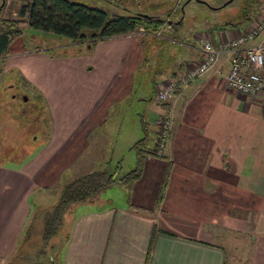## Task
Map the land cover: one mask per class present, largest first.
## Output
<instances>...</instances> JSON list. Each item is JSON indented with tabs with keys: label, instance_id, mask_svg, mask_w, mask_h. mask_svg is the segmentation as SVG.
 <instances>
[{
	"label": "crops",
	"instance_id": "obj_1",
	"mask_svg": "<svg viewBox=\"0 0 264 264\" xmlns=\"http://www.w3.org/2000/svg\"><path fill=\"white\" fill-rule=\"evenodd\" d=\"M246 25L202 32L220 40ZM194 32L180 37L177 28L174 38L183 45L172 37L152 44L143 34L127 33L96 41L90 54L74 47L61 54L8 51L3 69L17 64L35 93L32 112L40 118L46 109L50 121L29 156L0 163V264L13 257L35 211L30 195L51 186L59 192L67 169L77 177L99 170L95 162L121 157L118 147L128 146L133 133L122 142L116 134L107 156L108 132L117 130L106 122L111 106L130 94L137 70L148 74L144 67L152 64L154 92L160 79L195 62ZM253 41L264 42V36ZM227 67L223 62L170 100L174 124L164 155L143 158L139 177L124 187L126 204L86 206L70 219L61 264H264V92L228 90L222 79ZM159 105L146 107L142 126L150 145L142 150L153 143L155 120L166 110V103Z\"/></svg>",
	"mask_w": 264,
	"mask_h": 264
},
{
	"label": "rangeland",
	"instance_id": "obj_2",
	"mask_svg": "<svg viewBox=\"0 0 264 264\" xmlns=\"http://www.w3.org/2000/svg\"><path fill=\"white\" fill-rule=\"evenodd\" d=\"M27 1L28 0H0V6L2 4L0 7V17H16L15 12L18 6ZM69 1L81 3L89 7L101 8L110 15H131L135 13L156 15L170 19L173 21V26L176 24L175 21L179 19L181 20L180 25L177 24L176 27H178L180 37L182 36L181 31H199L200 34H204V32H202L203 29L210 28V21H212V19L213 21H217L219 15L233 12L239 2V0H230L224 8L215 10L217 6H220L223 1L226 0H204L213 7V9L207 11L206 7L197 0ZM262 2H264V0H261L259 5ZM210 17H212V19ZM207 18L209 19L207 20ZM172 29L173 28L170 26L164 30L166 32H171ZM176 31L177 29L173 34L177 35ZM85 32H88V30ZM156 43V41L153 42V44ZM7 48L8 51L25 48L40 49L48 54H61L63 52L70 53L73 46H71L68 39L63 36L33 29L27 24H24L20 35L13 38L9 42ZM79 48L83 54L91 53L86 45H79L78 49ZM16 60L17 59H14V61ZM4 64L5 61L3 65ZM24 64L31 66L28 61H25ZM3 65L0 70V163H4L8 160L17 161L18 159H23L26 156H29L34 148L45 138L47 134L46 132L48 131L47 123L50 121L46 109L41 114L40 118H37L34 112L27 111V106L35 105V93L29 88V83L21 75V72L17 68V64L13 62L7 67V69H3ZM144 69L149 70L148 74L141 75V72L137 70L133 75L132 91L130 94L124 99L114 103L110 108V114L106 122H112L113 125H117V130L116 132H114L115 129L108 132L113 136H110V140L106 142L107 156L110 154V149L114 144V137H116V134L120 138L118 142L125 141L123 138L126 137L129 132L133 133L132 139L134 140H132L128 146L118 147V153L121 155L120 158H117L116 160L112 159V161L106 160V162L103 163L95 162V169H107L109 172H113L116 177L124 175L135 166L134 157L136 156V150L133 145L137 140L144 138L142 148L150 145V135L144 132L142 126L144 117L147 119L149 117L145 112L146 107L160 108L159 104L153 102V93L155 90L152 92V64L145 66ZM8 83L14 85L13 90L17 93L14 98H10L12 89L5 90L4 88ZM2 88H4V90H2ZM21 95H25L26 99L21 100ZM30 96L31 98L29 99L28 97ZM34 109L36 108H33V110ZM62 176L64 181L67 182L74 178L76 174L74 173V170L67 169L65 172L63 171ZM124 187V184L115 181L112 185L95 195L92 201L72 204L63 214L54 233L36 239L38 242H44L42 247L43 253H41L38 258H42V254L54 257L59 255L61 246L68 235L71 224L70 219H72L78 212L83 209L85 210L86 206H98L97 204L101 205L106 202L111 205L126 204V189ZM57 198L58 190L56 186H51L44 191L38 190L37 193L29 196L31 206L33 207L31 210H35L34 212L32 211L33 213L29 218V222L32 225V234L35 235L34 237L41 234H39L41 228L43 229V232H45L44 225H42L41 222L42 216L40 212H42L43 209H51L57 202ZM24 251H28V248ZM39 260L41 259H38L37 261ZM14 264L21 263H18L17 260H15Z\"/></svg>",
	"mask_w": 264,
	"mask_h": 264
},
{
	"label": "trees",
	"instance_id": "obj_3",
	"mask_svg": "<svg viewBox=\"0 0 264 264\" xmlns=\"http://www.w3.org/2000/svg\"><path fill=\"white\" fill-rule=\"evenodd\" d=\"M197 1L203 4L207 11L213 9L204 0ZM225 2L223 1V3ZM260 2L261 0H239L233 12L219 15L217 21H213L212 17H210L212 19L210 21V27L221 29L224 27H238L248 24L253 20V16ZM223 3L216 8L214 7L215 10L224 8L229 2L224 5ZM15 15L16 17H0V70L8 54L7 46L9 42L20 35L24 24H27L33 29L63 36L70 43L77 42L80 45L82 43L84 45H91L96 41L127 34L137 27L142 26L144 37H147L149 42L153 44L155 41L163 42V39L156 38L151 33L156 31L166 19L145 13L110 15L101 8L89 7L69 0H28L18 6ZM175 22V26L172 25L173 21L170 19L165 22L166 28L170 26L173 28L172 33L169 32L170 34L175 32L178 28L176 25H180L181 20L177 19ZM86 30L88 32H85ZM166 33V31L163 32L165 37H177L175 34L168 36ZM73 47L78 49V46ZM143 141V139H139L134 143L133 147L136 150L135 166L124 175L116 177L113 172H109L106 169H99L79 175L63 184L59 189L55 205L51 209H43L40 212L42 216L41 222L44 225L45 232L41 228L39 232L41 234L34 237L35 235L32 234L31 229L32 225L28 221L23 229L21 240L17 244L13 257L7 264H14L15 260L21 264H61L58 255L54 257L42 254V258H38L43 253L42 247L44 242H38L36 239L54 233L63 214L72 204L92 201L95 195L112 185L115 181L124 184L125 188L128 189L141 173L144 150L142 151L140 146H142ZM166 181L167 173L165 172L157 193V204L162 197ZM24 247L25 249L28 248V251H24ZM38 259L41 260L37 261Z\"/></svg>",
	"mask_w": 264,
	"mask_h": 264
},
{
	"label": "built area",
	"instance_id": "obj_4",
	"mask_svg": "<svg viewBox=\"0 0 264 264\" xmlns=\"http://www.w3.org/2000/svg\"><path fill=\"white\" fill-rule=\"evenodd\" d=\"M153 33L156 38L164 37L165 22ZM226 29V28H225ZM144 30L137 27L130 34L140 35ZM264 36V2L257 8L253 20L244 28H237L220 40H214L209 34L198 33L196 46L199 58L167 78L156 83L153 93V102L166 103V110L159 113L155 120L153 143L143 151V158L162 157L173 131V106L170 100L188 84L217 69L224 62L228 65L222 75L223 83L228 90L245 96H257L264 92V78L261 72L264 69V42H254L256 37ZM170 42L183 45L178 38L169 39Z\"/></svg>",
	"mask_w": 264,
	"mask_h": 264
},
{
	"label": "flooded vegetation",
	"instance_id": "obj_5",
	"mask_svg": "<svg viewBox=\"0 0 264 264\" xmlns=\"http://www.w3.org/2000/svg\"><path fill=\"white\" fill-rule=\"evenodd\" d=\"M13 87H14V85L13 84H10V83H8V85H6V86H4V88H5V90L7 89H12V92L10 93L11 94V96L10 97H14L15 96V94H17V93H15V91L13 90ZM4 88H2V90H4ZM35 107V105L33 104V105H29V106H27V111L29 112H32L33 111V108ZM21 110H23V109H21Z\"/></svg>",
	"mask_w": 264,
	"mask_h": 264
},
{
	"label": "water",
	"instance_id": "obj_6",
	"mask_svg": "<svg viewBox=\"0 0 264 264\" xmlns=\"http://www.w3.org/2000/svg\"><path fill=\"white\" fill-rule=\"evenodd\" d=\"M229 1H230V0H226L225 3H228ZM225 3H223V5H224ZM86 47L89 48V44L86 45ZM25 99H26V96H25V95H22V96H21V100H25Z\"/></svg>",
	"mask_w": 264,
	"mask_h": 264
}]
</instances>
